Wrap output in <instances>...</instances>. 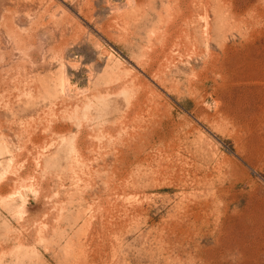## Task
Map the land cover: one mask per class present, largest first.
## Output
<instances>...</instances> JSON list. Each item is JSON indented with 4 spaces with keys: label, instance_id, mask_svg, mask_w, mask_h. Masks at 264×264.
Returning <instances> with one entry per match:
<instances>
[{
    "label": "rangeland",
    "instance_id": "obj_1",
    "mask_svg": "<svg viewBox=\"0 0 264 264\" xmlns=\"http://www.w3.org/2000/svg\"><path fill=\"white\" fill-rule=\"evenodd\" d=\"M0 264H264V0H0Z\"/></svg>",
    "mask_w": 264,
    "mask_h": 264
}]
</instances>
